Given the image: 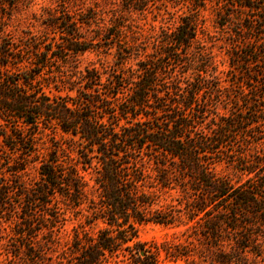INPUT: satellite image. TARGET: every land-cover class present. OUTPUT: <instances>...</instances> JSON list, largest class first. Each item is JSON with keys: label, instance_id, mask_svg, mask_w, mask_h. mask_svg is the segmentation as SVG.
I'll return each instance as SVG.
<instances>
[{"label": "trees", "instance_id": "16d2710c", "mask_svg": "<svg viewBox=\"0 0 264 264\" xmlns=\"http://www.w3.org/2000/svg\"><path fill=\"white\" fill-rule=\"evenodd\" d=\"M152 1L18 32L31 0H0V264H264V0H167L188 13L145 31Z\"/></svg>", "mask_w": 264, "mask_h": 264}, {"label": "rangeland", "instance_id": "374dc122", "mask_svg": "<svg viewBox=\"0 0 264 264\" xmlns=\"http://www.w3.org/2000/svg\"><path fill=\"white\" fill-rule=\"evenodd\" d=\"M117 0H31L29 7H23L14 18V26L18 32L25 29L33 31H42L41 18L43 17V9H47V13H53L54 11L70 10L76 11L79 9L86 10L88 7H98L103 11H112L117 7H120V3H116ZM178 3V2H176ZM176 3L168 2L167 0H154L149 4V7L143 13L137 12L133 15L134 25H140L145 31L156 27L160 29V26L176 27L181 20V17L188 13V8ZM120 5V6H119ZM37 15L35 18L34 15ZM48 15V14H47ZM111 15V12L109 13ZM109 17V16H108ZM39 18V19H38ZM201 19L204 20L205 29L204 33L200 35L202 38H206L210 41V46L215 53L218 64L223 65L230 61L229 53L230 46L228 40L224 38V35L220 28L214 24L215 13L214 7L208 4L207 10L201 12ZM98 58L93 54H87L82 57L83 65L88 62L98 61ZM112 58H109L111 61ZM221 69H225V66H220ZM38 178L37 166H32L28 170L24 177V181L30 183ZM76 225V221L67 223L64 233H72L73 227ZM170 231L154 224H147L140 227V238L142 241L150 243L157 239L161 240ZM162 264H185L182 261L179 262H164Z\"/></svg>", "mask_w": 264, "mask_h": 264}]
</instances>
